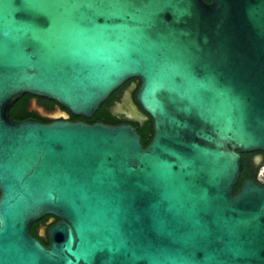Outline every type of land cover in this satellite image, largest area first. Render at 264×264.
<instances>
[{
  "label": "water",
  "instance_id": "1",
  "mask_svg": "<svg viewBox=\"0 0 264 264\" xmlns=\"http://www.w3.org/2000/svg\"><path fill=\"white\" fill-rule=\"evenodd\" d=\"M131 80L141 111L113 109L152 120L147 147L70 120ZM25 94L64 111L15 121ZM253 153L264 0H0V264H264V183L235 194Z\"/></svg>",
  "mask_w": 264,
  "mask_h": 264
},
{
  "label": "flooded vegetation",
  "instance_id": "2",
  "mask_svg": "<svg viewBox=\"0 0 264 264\" xmlns=\"http://www.w3.org/2000/svg\"><path fill=\"white\" fill-rule=\"evenodd\" d=\"M133 82H135L138 87L141 85L139 80L128 81L127 83L122 85L119 89H117L114 93H112V95L105 102V103H107V108H108L109 113L114 117V119L109 120V119L101 118L100 120L94 121L93 124L103 123L106 125H114V126L115 125H122V124H130L133 127L140 129V128H143L144 126H146L148 123H152V127L149 129V136L151 137V140H152L154 132H153V122L150 118L145 117L143 119H136V118L129 117L127 112H129L131 110L129 109L130 104L128 102L126 103L127 107L123 111L115 112L113 109L117 103H122L123 100H125V97L128 93H130V96H131L134 104H136L138 106L137 101H136V90H131V87H132L131 85ZM24 101L26 102V105L23 109H21L20 105ZM32 101L35 102L34 106L32 104ZM104 104H103V106H104ZM138 108L141 111V108L139 106H138ZM40 109H42L46 113L55 112V111H58V109H60L61 111H64V109L60 108L55 101H53L49 98L40 97V96H31V95L25 94L11 107L10 114L12 112H22V114L26 117L25 120L33 119V120H36V121H39V122L45 123V124L52 123L55 121L54 119H51V118L47 117L45 114L41 113ZM96 114H95V116H96ZM71 116H73V115L70 114V120L73 121L71 119ZM76 121L86 122L83 119L76 120ZM258 157H259L260 164L264 163V154H262V153H253V154H244L243 155L244 169H243L242 175L245 171L246 165L251 166L252 172H251L250 179H253V180L260 182V180L258 178V174H259V169H258V165H257V158ZM49 219H50V217L48 216L45 221H42L43 220L42 219L39 222L35 223L33 225V227L36 226V228H38L39 226H44V227H46V231H48V229L50 228L51 225H46V222Z\"/></svg>",
  "mask_w": 264,
  "mask_h": 264
},
{
  "label": "trees",
  "instance_id": "3",
  "mask_svg": "<svg viewBox=\"0 0 264 264\" xmlns=\"http://www.w3.org/2000/svg\"><path fill=\"white\" fill-rule=\"evenodd\" d=\"M206 2H211V0H205ZM134 81V80H133ZM26 105V102L24 101L23 103H21V109H23ZM11 118L15 121H25V116L22 114V112H12L10 114ZM101 118H104V119H109V120H113L114 117L109 113L108 111V108H107V103L104 104V106H102V108L97 112L96 116L93 118V119H85L83 117H75V116H71V119L73 121H76V120H80V119H83L85 120L87 123H90V124H93L94 121L96 120H100ZM152 127V123H148L146 126H144L143 128H140L138 129V132L139 134L142 136V142H143V146L144 147H147L148 144L150 143L151 141V137L149 136V129ZM251 177V173L248 171V166L246 165L245 167V171L243 173V175L241 176L237 186L235 187V194H237L241 187H242V184L244 182V180L248 179ZM256 181V180H255ZM47 219L44 218L42 221H45ZM59 221L58 219H56V222ZM32 234L34 237L38 238L45 246H49L50 244V240H49V237H46L45 239L42 238V237H39L37 235V228L36 226H34L32 228Z\"/></svg>",
  "mask_w": 264,
  "mask_h": 264
},
{
  "label": "rangeland",
  "instance_id": "4",
  "mask_svg": "<svg viewBox=\"0 0 264 264\" xmlns=\"http://www.w3.org/2000/svg\"><path fill=\"white\" fill-rule=\"evenodd\" d=\"M261 171H264V167H261L259 169V174H258V178H259L260 182L264 183V175H260Z\"/></svg>",
  "mask_w": 264,
  "mask_h": 264
},
{
  "label": "built area",
  "instance_id": "5",
  "mask_svg": "<svg viewBox=\"0 0 264 264\" xmlns=\"http://www.w3.org/2000/svg\"><path fill=\"white\" fill-rule=\"evenodd\" d=\"M260 175H264V171H261Z\"/></svg>",
  "mask_w": 264,
  "mask_h": 264
}]
</instances>
